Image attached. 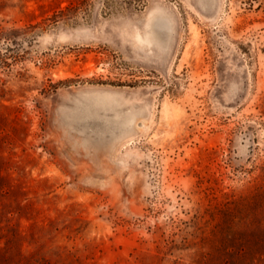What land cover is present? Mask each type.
Wrapping results in <instances>:
<instances>
[{"label": "rangeland", "instance_id": "374dc122", "mask_svg": "<svg viewBox=\"0 0 264 264\" xmlns=\"http://www.w3.org/2000/svg\"><path fill=\"white\" fill-rule=\"evenodd\" d=\"M69 1L0 0V264H264V0Z\"/></svg>", "mask_w": 264, "mask_h": 264}, {"label": "trees", "instance_id": "16d2710c", "mask_svg": "<svg viewBox=\"0 0 264 264\" xmlns=\"http://www.w3.org/2000/svg\"><path fill=\"white\" fill-rule=\"evenodd\" d=\"M145 2V0H108L104 4V9L106 12L111 13L114 12L117 7L119 8L126 5H131L133 3H137L140 6ZM92 7V0H89V8L87 6V0H70L68 5L61 7L60 10L49 19L52 23L55 24L60 21H78L79 17L86 18L87 13H89L90 18ZM251 199H253V201L255 202H253V207L251 208L252 216L250 218V221L247 218H245L246 220H244L240 216V214L244 210L242 206L237 207L234 219H237L236 221L238 224L239 222H243L245 223L244 227H250V232L251 236L253 237L254 244V249L251 252L255 255H264V191L258 192L257 194L253 195ZM245 201L246 199L241 202L243 203ZM246 206H248V204Z\"/></svg>", "mask_w": 264, "mask_h": 264}, {"label": "bare ground", "instance_id": "6f19581e", "mask_svg": "<svg viewBox=\"0 0 264 264\" xmlns=\"http://www.w3.org/2000/svg\"><path fill=\"white\" fill-rule=\"evenodd\" d=\"M159 16V15H158ZM155 19V18H154ZM163 19V18H162ZM162 19H161V21H162ZM156 20V19H155ZM154 21V20H153ZM160 23H159V22ZM157 22L159 23V24H161L162 22L160 21V20H158ZM165 23V22H164ZM156 24V23H155ZM167 24V23H166ZM170 24V23H169ZM158 25V24H157ZM161 25H163V24H161ZM164 26V25H163ZM166 26V25H165ZM169 26V25H168ZM157 29V28H156ZM159 29H160V27H159ZM164 29H166V28H164ZM168 29V28H167ZM157 31H158V29H157ZM163 32V31H162ZM156 34V33H155ZM160 34V33H159ZM169 34H170V32H169ZM157 35H158V32H157ZM157 35H156V37H157ZM162 35V34H161ZM161 37V36H160ZM158 38V37H157ZM162 38V37H161ZM171 39V38H170ZM157 41H161L160 39H158ZM168 41H169V39H168ZM163 42V41H162ZM165 42V41H164ZM165 44V43H164ZM163 44V45H164ZM168 44V43H167Z\"/></svg>", "mask_w": 264, "mask_h": 264}]
</instances>
